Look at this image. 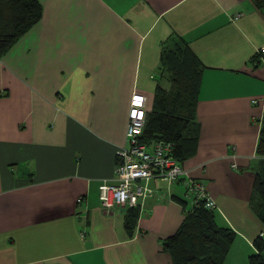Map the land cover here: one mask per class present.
Segmentation results:
<instances>
[{"label":"crops","instance_id":"1","mask_svg":"<svg viewBox=\"0 0 264 264\" xmlns=\"http://www.w3.org/2000/svg\"><path fill=\"white\" fill-rule=\"evenodd\" d=\"M42 16L0 58V264H172L163 246L194 202L183 179L143 182L105 211L127 146L130 98L151 108L163 52L184 41L202 65L196 153L188 176L235 236L223 264L264 230L252 208L264 157V9L251 0H39ZM263 159V160H262Z\"/></svg>","mask_w":264,"mask_h":264},{"label":"trees","instance_id":"2","mask_svg":"<svg viewBox=\"0 0 264 264\" xmlns=\"http://www.w3.org/2000/svg\"><path fill=\"white\" fill-rule=\"evenodd\" d=\"M251 1L264 9V0ZM42 11L39 0H0V58L40 20ZM160 69L163 80L155 87L139 140L147 145L156 141L171 142L175 158L183 164L197 150L196 106L202 65L182 40L173 49L163 52ZM256 153L264 157V111ZM262 162L261 168L255 171L251 204L264 226V160ZM126 207L124 224L130 232L139 208ZM213 209L207 208L204 200L194 199L177 231L163 241L172 264H223L235 232L216 224ZM252 244L254 252L248 255V264H264V230Z\"/></svg>","mask_w":264,"mask_h":264},{"label":"built area","instance_id":"3","mask_svg":"<svg viewBox=\"0 0 264 264\" xmlns=\"http://www.w3.org/2000/svg\"><path fill=\"white\" fill-rule=\"evenodd\" d=\"M264 53V47L260 49ZM146 96L135 92L129 103L126 130L127 146L118 150L114 183L99 185V201L105 211L115 207L137 206L141 198L149 193L143 183L153 178L174 182L184 180L186 189L195 201L204 200L207 208H214L201 183L189 178L187 170L175 158L171 142L156 141L147 145L139 140L147 112ZM135 113V115H134ZM261 233V232H260Z\"/></svg>","mask_w":264,"mask_h":264},{"label":"rangeland","instance_id":"4","mask_svg":"<svg viewBox=\"0 0 264 264\" xmlns=\"http://www.w3.org/2000/svg\"><path fill=\"white\" fill-rule=\"evenodd\" d=\"M254 252V251H253ZM234 254H236L237 253V255H235V257L233 258V260H231L230 259V262L232 261V262H236V260L238 259V257H240L241 258V256H243L244 255V258H243V263H244V261H245V259L247 258V257H245V256H248L250 253H247V251H246V249L242 246H239L238 248H236L235 250H234V252H233ZM252 253V252H251ZM230 264V263H229Z\"/></svg>","mask_w":264,"mask_h":264},{"label":"snow or ice","instance_id":"5","mask_svg":"<svg viewBox=\"0 0 264 264\" xmlns=\"http://www.w3.org/2000/svg\"><path fill=\"white\" fill-rule=\"evenodd\" d=\"M134 115H135V113H134Z\"/></svg>","mask_w":264,"mask_h":264}]
</instances>
